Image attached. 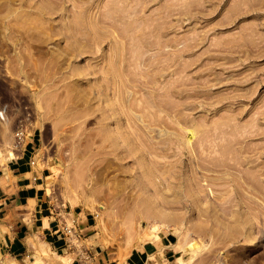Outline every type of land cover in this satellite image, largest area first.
Listing matches in <instances>:
<instances>
[{
    "label": "rangeland",
    "instance_id": "rangeland-1",
    "mask_svg": "<svg viewBox=\"0 0 264 264\" xmlns=\"http://www.w3.org/2000/svg\"><path fill=\"white\" fill-rule=\"evenodd\" d=\"M33 137L63 247L0 264H264V0H0V186Z\"/></svg>",
    "mask_w": 264,
    "mask_h": 264
},
{
    "label": "crops",
    "instance_id": "crops-1",
    "mask_svg": "<svg viewBox=\"0 0 264 264\" xmlns=\"http://www.w3.org/2000/svg\"><path fill=\"white\" fill-rule=\"evenodd\" d=\"M40 139L30 138L26 147L8 162L3 175L6 183L0 186V215L5 228L1 249L12 256H19L25 249L27 235L41 230L62 248L63 243L53 235L51 207L46 198L47 170L37 167L35 161ZM32 207V209H31ZM173 234L164 236L158 242H147L135 248L127 257L125 264H176L181 257L175 249Z\"/></svg>",
    "mask_w": 264,
    "mask_h": 264
},
{
    "label": "bare ground",
    "instance_id": "bare-ground-1",
    "mask_svg": "<svg viewBox=\"0 0 264 264\" xmlns=\"http://www.w3.org/2000/svg\"><path fill=\"white\" fill-rule=\"evenodd\" d=\"M72 182V181H71ZM32 209V207H31ZM29 241V244H30V247L32 249H34L33 247H35V241H36V237L35 236H31L30 239L28 240ZM37 250V249H36ZM69 256V255H68ZM59 257L64 261V264H69L71 261H70V258L67 257V256H61L59 255Z\"/></svg>",
    "mask_w": 264,
    "mask_h": 264
},
{
    "label": "built area",
    "instance_id": "built-area-1",
    "mask_svg": "<svg viewBox=\"0 0 264 264\" xmlns=\"http://www.w3.org/2000/svg\"><path fill=\"white\" fill-rule=\"evenodd\" d=\"M32 164H35V162H32Z\"/></svg>",
    "mask_w": 264,
    "mask_h": 264
}]
</instances>
